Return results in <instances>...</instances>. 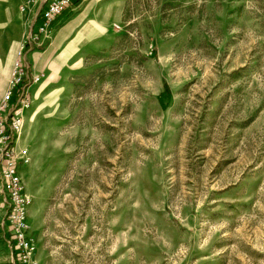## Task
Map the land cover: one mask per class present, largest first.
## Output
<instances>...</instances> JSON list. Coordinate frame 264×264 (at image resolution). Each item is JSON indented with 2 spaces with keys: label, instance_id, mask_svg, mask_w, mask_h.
<instances>
[{
  "label": "rangeland",
  "instance_id": "rangeland-1",
  "mask_svg": "<svg viewBox=\"0 0 264 264\" xmlns=\"http://www.w3.org/2000/svg\"><path fill=\"white\" fill-rule=\"evenodd\" d=\"M94 1L66 46L63 22L28 41L41 0H0V98L16 58L40 76L19 140L38 264H264V0Z\"/></svg>",
  "mask_w": 264,
  "mask_h": 264
},
{
  "label": "built area",
  "instance_id": "built-area-1",
  "mask_svg": "<svg viewBox=\"0 0 264 264\" xmlns=\"http://www.w3.org/2000/svg\"><path fill=\"white\" fill-rule=\"evenodd\" d=\"M75 1L44 0L40 21L28 33V41L39 44L48 38L58 17ZM39 79L21 58H16L0 98V243L6 247L4 252L0 249V264H38L27 220L30 198L20 174L29 162V152L19 140L32 101L30 87Z\"/></svg>",
  "mask_w": 264,
  "mask_h": 264
},
{
  "label": "crops",
  "instance_id": "crops-1",
  "mask_svg": "<svg viewBox=\"0 0 264 264\" xmlns=\"http://www.w3.org/2000/svg\"><path fill=\"white\" fill-rule=\"evenodd\" d=\"M96 1L98 2L99 0H95L94 2H96ZM104 1L105 2H112L115 0H104ZM43 5H44V0H41V2H39L38 4H35V3L33 4V6L35 7V13L33 14V17H32V24H31V27L29 29V32L40 21L39 12L42 9ZM72 8H70L69 10L66 9L62 12V14L58 17L56 24L54 25L53 30L50 33V36H51L54 33L57 24L60 22H63L62 25L60 27H58V29L55 33V39H56V41L63 40V42H68L65 44L66 46L67 45L68 46L78 45L82 41L81 36H83L87 32H91L93 30L92 29V27H93L92 22L86 24L84 27L79 26L80 21L88 17V13L90 11L91 5L87 6L84 11L75 14L69 20L67 18V12L70 11ZM100 17H102L104 19L107 18V16L105 14L103 15L102 13H101ZM95 19H97V18H95ZM91 20H93V19H91ZM60 45L62 47L63 44L61 43Z\"/></svg>",
  "mask_w": 264,
  "mask_h": 264
}]
</instances>
